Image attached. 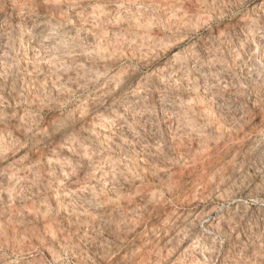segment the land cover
I'll return each instance as SVG.
<instances>
[{"label":"clouds","instance_id":"clouds-1","mask_svg":"<svg viewBox=\"0 0 264 264\" xmlns=\"http://www.w3.org/2000/svg\"><path fill=\"white\" fill-rule=\"evenodd\" d=\"M0 264H264V0H0Z\"/></svg>","mask_w":264,"mask_h":264}]
</instances>
